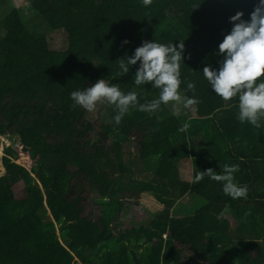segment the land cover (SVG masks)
<instances>
[{
  "label": "trees",
  "instance_id": "trees-1",
  "mask_svg": "<svg viewBox=\"0 0 264 264\" xmlns=\"http://www.w3.org/2000/svg\"><path fill=\"white\" fill-rule=\"evenodd\" d=\"M256 2L0 0V119L21 122L19 146L37 158L32 172L15 166L24 198L0 201V264H264V120L259 129L239 122L238 97L223 101L202 72L223 60L229 17L249 19ZM143 41H184L180 91L192 97L193 81L199 100L190 117L162 104L154 114L130 108L116 125L114 105L72 107L70 93L101 78L135 91L141 104L157 99L159 89L134 84L139 62L123 76L118 66ZM187 163L190 183L180 177ZM224 164L239 165L246 199L208 176L193 183L197 171L221 173ZM144 193L162 207L149 212L150 226L125 216L127 199ZM188 195L204 207L175 217ZM45 196L61 216L59 232L42 218Z\"/></svg>",
  "mask_w": 264,
  "mask_h": 264
},
{
  "label": "clouds",
  "instance_id": "clouds-1",
  "mask_svg": "<svg viewBox=\"0 0 264 264\" xmlns=\"http://www.w3.org/2000/svg\"><path fill=\"white\" fill-rule=\"evenodd\" d=\"M152 3L153 0H142L144 7ZM243 17L242 11L229 17L232 28L218 45L217 55L223 56L219 68L209 64L203 67L202 72L211 89L223 101L229 102L238 97V121L247 122L259 129L264 120V0H257L249 19ZM127 43L129 41H123L122 46ZM184 51V41H180L179 45L173 42L143 41L131 56L126 54L117 60L122 76L127 75L130 68L139 62L134 84H150L159 89L157 99L141 104L135 91L124 92L120 85L101 78L84 90L72 91V107L79 106L91 113L97 110V105H114L117 109L113 117L116 125L121 123L130 108L149 114L160 110L162 104H171L174 114L191 110L199 104V100L195 98L196 84L193 81H187L185 89L193 93L192 97L182 95L180 91V68L185 59ZM187 58H191L190 54ZM186 128L187 125H184L179 130L184 131ZM239 170L238 164H224L221 173L212 168L197 171L193 183H199L208 176L213 181L222 182L225 195L234 200L246 199L248 186L239 185L235 181L234 173Z\"/></svg>",
  "mask_w": 264,
  "mask_h": 264
},
{
  "label": "rangeland",
  "instance_id": "rangeland-1",
  "mask_svg": "<svg viewBox=\"0 0 264 264\" xmlns=\"http://www.w3.org/2000/svg\"><path fill=\"white\" fill-rule=\"evenodd\" d=\"M13 4H16V2L14 1ZM26 8H28V5L24 7V9ZM168 108L171 112H173L171 104H169ZM176 115H184L185 117H190L192 115V111L182 110L180 114ZM0 129L3 131L0 136V201L6 202L11 199H23V195H20L22 194L21 192L19 193L18 191L19 194H17V190L22 186V184L19 180V176L16 173L15 166L19 165L32 172L33 168L35 167L37 158L31 152L26 151L19 146L18 134L23 129V125L21 124V122L12 120L7 117H2L0 119ZM8 148H12L18 151L17 158L12 157V155L6 154L5 150ZM134 149L135 148L132 147L130 149L132 154H134L135 152ZM10 157L11 160L9 159ZM124 160L128 167L132 171H134L127 162L126 155ZM189 163L184 164L180 169V177L183 181H188L187 183H190L189 180L190 178H192L193 173V169H190V166L193 167V165ZM33 177L37 179L36 175H33ZM128 180L130 179L128 178ZM126 205V218L133 219L135 223L143 220V224H147L148 226H150L151 222L153 221V219H151L152 214L149 212H158L162 210V207H160L154 201L153 197L148 193H144L139 199L128 198ZM203 207V201L195 196L188 195L175 206V212L177 209V214L175 215V217H192L199 209ZM42 218L45 222L54 223L57 226V232H59L58 227L61 221V216L55 202L49 196L44 197V211L42 212ZM75 261L76 259L71 257L66 262V264H73Z\"/></svg>",
  "mask_w": 264,
  "mask_h": 264
},
{
  "label": "water",
  "instance_id": "water-1",
  "mask_svg": "<svg viewBox=\"0 0 264 264\" xmlns=\"http://www.w3.org/2000/svg\"><path fill=\"white\" fill-rule=\"evenodd\" d=\"M39 175H40V169H39V171H38V174L36 175V176H37L36 178H38Z\"/></svg>",
  "mask_w": 264,
  "mask_h": 264
},
{
  "label": "crops",
  "instance_id": "crops-1",
  "mask_svg": "<svg viewBox=\"0 0 264 264\" xmlns=\"http://www.w3.org/2000/svg\"><path fill=\"white\" fill-rule=\"evenodd\" d=\"M175 209V208H174ZM176 211H177V209H176Z\"/></svg>",
  "mask_w": 264,
  "mask_h": 264
}]
</instances>
